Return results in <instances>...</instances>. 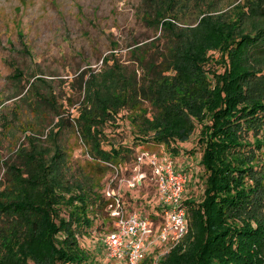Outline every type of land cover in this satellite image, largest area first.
Returning <instances> with one entry per match:
<instances>
[{
  "label": "trees",
  "instance_id": "obj_1",
  "mask_svg": "<svg viewBox=\"0 0 264 264\" xmlns=\"http://www.w3.org/2000/svg\"><path fill=\"white\" fill-rule=\"evenodd\" d=\"M213 2L144 0L143 21L168 37L167 48L149 59L161 38L150 46L135 44L131 54L141 78L114 63L101 81L92 75L73 120L92 157L114 166L133 151L108 140L104 129L126 108L138 109L131 121L135 143L163 145L170 155H178L177 145L189 142L200 126L203 196L199 202L184 196L189 233L161 264H264V0H245L227 12ZM190 9H199L195 27L183 20ZM213 63L223 71L211 69ZM14 78L23 79L17 68ZM21 99L37 135L47 113L58 111L55 96L38 77ZM141 99L157 113L147 118ZM26 139L13 160H0V264H94L78 235L93 226L92 211L108 201L65 181L59 146L51 156L38 137ZM160 210L153 212L158 219Z\"/></svg>",
  "mask_w": 264,
  "mask_h": 264
},
{
  "label": "rangeland",
  "instance_id": "obj_2",
  "mask_svg": "<svg viewBox=\"0 0 264 264\" xmlns=\"http://www.w3.org/2000/svg\"><path fill=\"white\" fill-rule=\"evenodd\" d=\"M143 1L0 0V160H13L20 146L27 145V136L35 135L41 140L42 147L50 150L51 156L56 146L65 154L66 182L82 185L91 193L104 195L106 200L107 192L114 190L122 196L129 213L152 218L157 207L163 208L159 203L156 184L151 179V170L143 169L147 180L140 188L130 190L125 182L137 174L134 169L138 155L142 152L166 154L173 157L178 167L191 164L189 177L193 178L187 187L186 198L199 202L203 196L205 178L201 164L204 147L198 145L200 126L189 142L177 145L180 150L178 155H170L163 145L139 140H136V144L133 137L137 136V128L131 121L134 115H138V109H124L119 119L109 122L104 129L108 140L128 145L133 151L128 160L115 166V170L92 157L90 147L83 141L73 121L79 116L84 102V86L92 80V75L101 81L114 63L141 78L143 72L131 54L135 44L150 46L158 37L161 38L151 50L149 59H156V50L161 53L167 48L168 37L143 21ZM214 2L213 5L220 11L227 12L237 4L245 3V0ZM198 15L199 9H190L183 20L195 27ZM178 26L186 27L182 24ZM164 53H167V49ZM112 55L116 57L106 64L104 59ZM210 67L223 71L217 63ZM16 68L23 73V79L14 78ZM38 77L46 81V89L54 94L58 111L46 112L47 117L36 135L33 131L36 129L35 119L22 112L24 102L21 97L27 94ZM139 106L146 112L147 118L157 113L147 99H141ZM60 119L64 120L63 126L58 124ZM6 120H10V123H6ZM53 129L54 134L60 132L49 136ZM262 138L264 142V132ZM260 157L264 170V147ZM1 161L0 180L4 179L5 174ZM96 210L90 215L93 226L78 235L81 247L94 264H126L108 258L103 239L113 224L107 207ZM159 216H162V212H159ZM152 263L153 257L144 264Z\"/></svg>",
  "mask_w": 264,
  "mask_h": 264
},
{
  "label": "built area",
  "instance_id": "obj_3",
  "mask_svg": "<svg viewBox=\"0 0 264 264\" xmlns=\"http://www.w3.org/2000/svg\"><path fill=\"white\" fill-rule=\"evenodd\" d=\"M137 161L134 169L137 174L125 180L127 188L134 190L143 186L147 180L143 169H150L163 208L161 219L129 213L122 196L109 190L107 211L113 226L103 239V247L112 260L144 264L153 257L152 264H161L189 233L188 210L183 204L189 171L187 167H178L175 160L166 154L142 152ZM108 166L117 170L112 164Z\"/></svg>",
  "mask_w": 264,
  "mask_h": 264
},
{
  "label": "crops",
  "instance_id": "obj_4",
  "mask_svg": "<svg viewBox=\"0 0 264 264\" xmlns=\"http://www.w3.org/2000/svg\"><path fill=\"white\" fill-rule=\"evenodd\" d=\"M191 164H188V165H183V167H187L189 170L191 169V166H189Z\"/></svg>",
  "mask_w": 264,
  "mask_h": 264
}]
</instances>
